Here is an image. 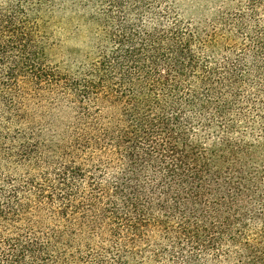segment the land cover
Returning <instances> with one entry per match:
<instances>
[{
    "label": "trees",
    "instance_id": "trees-1",
    "mask_svg": "<svg viewBox=\"0 0 264 264\" xmlns=\"http://www.w3.org/2000/svg\"><path fill=\"white\" fill-rule=\"evenodd\" d=\"M169 1L73 71L54 0H0V264H264V0Z\"/></svg>",
    "mask_w": 264,
    "mask_h": 264
},
{
    "label": "rangeland",
    "instance_id": "rangeland-1",
    "mask_svg": "<svg viewBox=\"0 0 264 264\" xmlns=\"http://www.w3.org/2000/svg\"><path fill=\"white\" fill-rule=\"evenodd\" d=\"M246 1L170 0L168 6L173 17L183 21L182 25L191 24L204 29L222 12L232 9L242 8L243 13L249 16L251 13L246 8ZM148 3L149 0H114L113 4L110 0H54V6H50L52 9H48L44 19L47 43L51 45L48 49L51 66L79 70L87 63L86 59L117 46L112 32H123L125 28L128 31L150 30L153 21L151 12L147 10ZM260 16H264V11L256 14V18ZM28 109L33 115L46 110L34 101H29ZM18 172L24 175L25 170Z\"/></svg>",
    "mask_w": 264,
    "mask_h": 264
}]
</instances>
